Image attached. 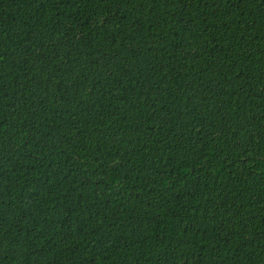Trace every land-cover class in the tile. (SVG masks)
<instances>
[{
    "label": "trees",
    "instance_id": "1",
    "mask_svg": "<svg viewBox=\"0 0 264 264\" xmlns=\"http://www.w3.org/2000/svg\"><path fill=\"white\" fill-rule=\"evenodd\" d=\"M0 264H264V0H0Z\"/></svg>",
    "mask_w": 264,
    "mask_h": 264
}]
</instances>
